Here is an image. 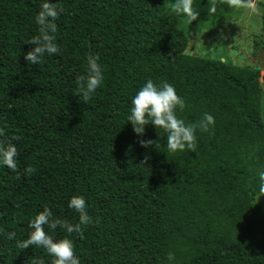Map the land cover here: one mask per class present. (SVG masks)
<instances>
[{"label": "trees", "instance_id": "1", "mask_svg": "<svg viewBox=\"0 0 264 264\" xmlns=\"http://www.w3.org/2000/svg\"><path fill=\"white\" fill-rule=\"evenodd\" d=\"M43 2L0 0V143L16 146L21 177L0 166V264H52L45 249L16 245L44 207L78 224L68 208L74 196L93 221L83 239L49 234L72 240L80 264H264L260 69L186 53L178 26L186 16L170 11L176 0H49L64 9L60 53L28 64L34 45L26 40L37 34ZM236 4L193 0L206 18ZM88 55L99 57L104 81L85 103L76 78ZM149 79L183 99L175 111L196 126L193 151L169 152L167 134L151 124L133 132L131 100ZM205 114L214 118L207 132ZM26 167L34 171L25 175Z\"/></svg>", "mask_w": 264, "mask_h": 264}, {"label": "clouds", "instance_id": "2", "mask_svg": "<svg viewBox=\"0 0 264 264\" xmlns=\"http://www.w3.org/2000/svg\"><path fill=\"white\" fill-rule=\"evenodd\" d=\"M55 2L44 0L40 5L39 11L34 17L35 24L38 27L37 34L26 40L34 47L24 54V60L28 64L40 65L44 62L46 56H54L60 53V47L57 43V19L63 13ZM170 11L177 15L186 16L189 21L196 19L197 13L193 8V0H176L171 6ZM210 12L215 11V3L210 8ZM86 75L78 76L77 95L82 98V102H88L98 88L103 87L104 75L102 66L97 62L98 56L88 55ZM130 114L127 121L131 123L133 132L142 136L145 131V125L151 124L155 129H162L167 134V148L169 152H183L185 150L193 151L196 147V126L186 125L182 119L177 118L176 108H183L184 101L176 94L173 85L168 82L155 84L151 79L147 80L142 87L138 89L131 100ZM214 118L210 114H205L204 119L200 121L199 128L207 132L209 126L213 125ZM5 136V128L0 127V137ZM12 139H17L13 136ZM142 146L152 145V140H141ZM18 156L17 148L10 141L0 143V166L7 167L16 173V178L20 179V173L17 171L18 165L16 158ZM34 169L26 167L25 175H30ZM260 191L264 193V172L259 175ZM68 208L72 209L79 217L78 224L68 223L67 220L54 217L51 210L44 207L32 218L28 227L31 231L27 239L17 242L20 250L35 245L43 248L51 256L52 264H80L79 257L76 255L72 240L62 238L53 241V235L59 228L69 235L83 239V232L86 226L92 223V217L87 213V204L83 197L74 196L68 201ZM46 228L48 231H46ZM15 232H9V240L15 238ZM33 264H43V261H33Z\"/></svg>", "mask_w": 264, "mask_h": 264}, {"label": "rangeland", "instance_id": "3", "mask_svg": "<svg viewBox=\"0 0 264 264\" xmlns=\"http://www.w3.org/2000/svg\"><path fill=\"white\" fill-rule=\"evenodd\" d=\"M263 9L264 0H237L233 11L191 22L179 18L178 26L187 36L186 53L260 69L264 114V45H259L264 44Z\"/></svg>", "mask_w": 264, "mask_h": 264}, {"label": "water", "instance_id": "4", "mask_svg": "<svg viewBox=\"0 0 264 264\" xmlns=\"http://www.w3.org/2000/svg\"><path fill=\"white\" fill-rule=\"evenodd\" d=\"M264 78V77H263ZM264 80V79H263Z\"/></svg>", "mask_w": 264, "mask_h": 264}]
</instances>
